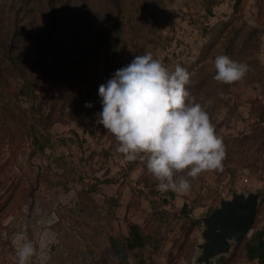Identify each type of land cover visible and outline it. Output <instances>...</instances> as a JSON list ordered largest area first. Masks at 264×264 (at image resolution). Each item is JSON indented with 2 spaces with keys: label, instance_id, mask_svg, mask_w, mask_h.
<instances>
[{
  "label": "rangeland",
  "instance_id": "374dc122",
  "mask_svg": "<svg viewBox=\"0 0 264 264\" xmlns=\"http://www.w3.org/2000/svg\"><path fill=\"white\" fill-rule=\"evenodd\" d=\"M146 51L187 68L194 102L213 98L222 167L184 193L157 190L96 123L99 84ZM218 54L245 76L213 80ZM250 198L249 233L203 261L224 204ZM22 238L28 264H264V0H0V264Z\"/></svg>",
  "mask_w": 264,
  "mask_h": 264
},
{
  "label": "clouds",
  "instance_id": "9594fccd",
  "mask_svg": "<svg viewBox=\"0 0 264 264\" xmlns=\"http://www.w3.org/2000/svg\"><path fill=\"white\" fill-rule=\"evenodd\" d=\"M212 64V79L222 84L242 79L249 67L227 54L216 55ZM189 82L187 68L177 63L170 70L146 51L115 69L97 89L101 108L94 114L96 123L113 134L116 151L125 159L145 161L161 192L189 191V178L221 168L225 157L224 143L207 110L213 98L194 102L186 88ZM85 107L92 103L86 101ZM34 253L33 242L22 238L17 264H28Z\"/></svg>",
  "mask_w": 264,
  "mask_h": 264
},
{
  "label": "water",
  "instance_id": "95a60500",
  "mask_svg": "<svg viewBox=\"0 0 264 264\" xmlns=\"http://www.w3.org/2000/svg\"><path fill=\"white\" fill-rule=\"evenodd\" d=\"M233 204L226 202L222 212L218 215L219 219L212 222L211 228L203 234L206 242L200 248L203 261L211 259L214 253L228 249V241L240 240L251 230L254 217L256 202L254 198L245 203ZM209 226L210 224L207 223Z\"/></svg>",
  "mask_w": 264,
  "mask_h": 264
},
{
  "label": "trees",
  "instance_id": "16d2710c",
  "mask_svg": "<svg viewBox=\"0 0 264 264\" xmlns=\"http://www.w3.org/2000/svg\"><path fill=\"white\" fill-rule=\"evenodd\" d=\"M168 193H170V195L173 194L170 191H168ZM183 207L185 208V206H183ZM128 231H129L128 237L125 239V241L127 243L126 248L128 251H132V250H134L135 247H138V243L134 239L135 236H138L137 228L135 225H130L128 227ZM257 240H258V247L264 248V241L261 239H257Z\"/></svg>",
  "mask_w": 264,
  "mask_h": 264
}]
</instances>
